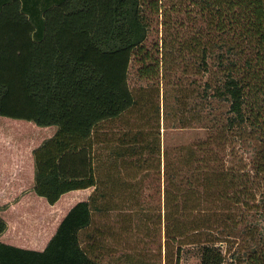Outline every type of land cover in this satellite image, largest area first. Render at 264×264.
Returning a JSON list of instances; mask_svg holds the SVG:
<instances>
[{
  "label": "trees",
  "instance_id": "trees-1",
  "mask_svg": "<svg viewBox=\"0 0 264 264\" xmlns=\"http://www.w3.org/2000/svg\"><path fill=\"white\" fill-rule=\"evenodd\" d=\"M160 31L163 71L171 64L201 75L193 80L201 108L179 127L196 120L203 130L166 150L160 264H178L190 244L200 264H264V0H0V115L56 127L33 150V191L53 204L94 187L43 250L0 241V264H101L79 237L98 209L95 131L136 103L130 65L139 64V77H159V42L153 52L144 42ZM124 137L116 158L143 167L145 150L159 154L157 136L149 146ZM234 144L251 145L249 167L230 160ZM235 217L245 221L238 242L236 221L220 237ZM6 228L0 216V234Z\"/></svg>",
  "mask_w": 264,
  "mask_h": 264
},
{
  "label": "rangeland",
  "instance_id": "rangeland-1",
  "mask_svg": "<svg viewBox=\"0 0 264 264\" xmlns=\"http://www.w3.org/2000/svg\"><path fill=\"white\" fill-rule=\"evenodd\" d=\"M161 39V31L159 34L152 32L144 42L145 49L152 52L154 44L159 42V77H139V64L130 65L128 83L133 89L136 103L118 118L99 124L95 131L94 157L96 175L100 178L96 195L98 209L93 210L92 224L81 231L79 237L88 255L101 264L162 263L166 150L203 136V130L196 120L185 127H179L180 117L196 114L201 108L198 105L200 99L197 96V86L193 83V80L199 81L201 75H191L171 64L167 65L169 70L163 71ZM163 74L166 79L162 77ZM189 92L191 93L187 95ZM222 110L226 112V107L223 106ZM24 121L33 124V128L28 123L23 125ZM50 128L55 126L42 127L26 119L0 115V204L19 201L31 191L29 186H18L21 181L23 183V177L16 176L19 173L17 167L23 163V155L27 156L34 138L40 145L50 137L53 132ZM124 133L136 134L148 146L154 142L155 136L159 137V154L153 153L150 157L145 150L141 154L142 160L146 158L143 167L133 163L132 160L136 157L116 158L114 152L121 147ZM139 140L136 143L138 151L141 147ZM234 146L230 160H235L237 155L242 166L249 167L251 145ZM35 196L48 204L44 197ZM55 209L60 213L61 221L67 212L64 214L65 209L62 208ZM242 212L245 213L246 210L241 209ZM255 217L261 218L259 215ZM235 219L226 222L227 227L222 229L220 237L225 236L230 229L228 225L236 221V229H231V232L239 234L235 238L238 242L244 233L240 230L244 228L245 221L240 222L242 218L239 217ZM248 220L253 221V216L250 215ZM216 230L220 232V229ZM220 244L222 248L227 246L226 243ZM235 246L234 243L232 248ZM178 264H200V247L195 244L184 245Z\"/></svg>",
  "mask_w": 264,
  "mask_h": 264
},
{
  "label": "crops",
  "instance_id": "crops-1",
  "mask_svg": "<svg viewBox=\"0 0 264 264\" xmlns=\"http://www.w3.org/2000/svg\"><path fill=\"white\" fill-rule=\"evenodd\" d=\"M26 123L33 128V124L29 122L24 121L23 125ZM51 130L53 132L50 136L53 135L56 127ZM37 145L38 140L34 138L27 156L23 155V163L17 167V173H19L16 176L23 177V183L21 181L18 186L20 188L29 186L31 191L27 195H23V198L19 201L0 204V216L7 223L6 230L0 234V241L26 249L43 250L60 223V213L55 208L65 209V214L78 201L87 200L94 187L67 191L53 204L48 202L46 204L42 199L39 200L33 191V150ZM71 194L74 195L69 197ZM55 211L58 213H55Z\"/></svg>",
  "mask_w": 264,
  "mask_h": 264
}]
</instances>
